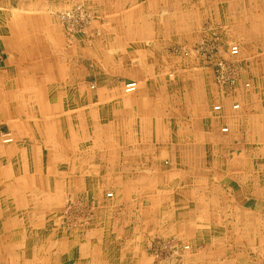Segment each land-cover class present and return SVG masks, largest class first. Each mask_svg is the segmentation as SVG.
I'll list each match as a JSON object with an SVG mask.
<instances>
[{
  "label": "crops",
  "instance_id": "crops-1",
  "mask_svg": "<svg viewBox=\"0 0 264 264\" xmlns=\"http://www.w3.org/2000/svg\"><path fill=\"white\" fill-rule=\"evenodd\" d=\"M54 1L87 32L0 19V264H264V0ZM204 38L238 46L236 93L174 52ZM160 239L190 249L157 261Z\"/></svg>",
  "mask_w": 264,
  "mask_h": 264
},
{
  "label": "built area",
  "instance_id": "built-area-1",
  "mask_svg": "<svg viewBox=\"0 0 264 264\" xmlns=\"http://www.w3.org/2000/svg\"><path fill=\"white\" fill-rule=\"evenodd\" d=\"M60 22L65 28V32L69 38H73L78 33H86L90 25L94 20L93 14L84 5H75L74 7L61 10L57 14ZM198 55L201 61L205 64H211L214 71V78L216 83L225 87L236 88L239 82L238 68L234 60H229L224 56H221L219 52L218 44L212 41V39L205 38L198 45ZM230 51L235 53L238 51L237 45L230 46ZM187 54V51H185ZM250 83H245L244 87L248 88ZM138 88V82L130 81L124 86L126 93H132ZM221 105H216L215 110L220 111ZM234 109L239 108V104L233 105ZM222 132H228L227 126L222 127ZM14 140L11 133H5L3 135V141L10 143ZM109 193L108 196H111ZM73 205L66 207L64 215L68 219L73 213ZM190 249L189 245L179 246L173 239L157 240L151 245L150 253L155 260H163L171 256L179 255L184 251Z\"/></svg>",
  "mask_w": 264,
  "mask_h": 264
},
{
  "label": "rangeland",
  "instance_id": "rangeland-1",
  "mask_svg": "<svg viewBox=\"0 0 264 264\" xmlns=\"http://www.w3.org/2000/svg\"><path fill=\"white\" fill-rule=\"evenodd\" d=\"M34 2H33L34 4H29L28 5V3H26V4L24 3L23 5L18 6V4L16 2H13L12 0H0V14L2 16V18H0V19H3L4 23H6L7 22L6 18H8L9 14L11 13V15L13 14L14 17L19 18V20H20V21H18L15 18L16 27L17 26L18 27L21 26V27H24V28H26V27L27 28H31L32 27V22H33V24H38L36 26H39V27L42 26L43 27L44 26V24L42 22L43 20H40V19H42L41 17H44V18L46 17V19H48V25L50 26L49 28H55L54 25L55 24H58V22H57L58 20H56L57 18L55 17V15L58 14V12L55 11L56 10V5H55L56 2L54 0H44V1L43 0H37V1H34ZM7 23H9V22H7ZM63 30H64V33H65L66 38L68 40H72V38H69L68 35L66 34L65 28H63ZM204 39H202V40H204ZM202 40H200L197 43V45L193 48L192 51L187 50V49H183V48H176L174 50V52L181 53L184 56H188L191 52H193L195 54V56H196V59L199 60V61H201V58L198 55V52H197L198 50L197 49H198L199 43ZM212 41H214L215 43L218 44V47L220 49L219 52L221 53V56H224V51L221 48V45H220V43L218 41V38H214V39H212ZM185 51H187V54H185ZM229 51H230V47H229ZM19 53H20L19 54L20 56L24 55L22 53V51L21 52L19 51ZM12 54L14 55V53H12ZM234 54H236V53H234ZM234 54L232 53L230 55L236 56L237 59H235L234 57H230L228 59L235 61V64L237 65V68H238V75H239V81H240L241 76H242L241 75L242 67L239 64V60H242V58L240 57V55H238V53L236 55H234ZM11 58H14V57H11ZM12 63H16V65H17L16 68L18 69V72H20L19 74L23 75V73L26 70V69L24 70V65L26 64V61L23 58L18 59V60H16L14 58V60H13ZM203 64H205V63L203 62ZM205 65H208V66L212 67L211 64H205ZM31 72H32V69L29 71V74H31ZM4 75L6 77L7 75H10V73H5ZM245 83H247V82H245ZM214 84H216L219 87V89L221 88L220 91L222 90V93L224 95H226V96H228L230 94L229 93L230 91H233V93H236L239 90L238 89V85L234 89L232 87H225V86L219 85L218 83H216V81L214 82ZM238 84H239V82H238ZM249 87L248 88H245V89H249ZM251 87H252V85H251ZM256 87H258V85ZM254 89H255V86L252 89H250V90H244V91H249L250 92V91H253ZM4 90L5 89H4V86H3L1 88V90H0V92L2 93ZM8 90H10L9 86H7V91ZM16 90L17 89L13 88L12 91L15 92ZM21 91L23 92V90H21ZM233 93H232V95H233ZM12 102H13V100L11 101V100L1 99V101H0V112H1V110H2V112H4L5 107H7ZM17 102H24V101H20L19 100ZM25 102L30 103L29 100L28 101H25ZM235 110H237V109H235ZM213 111H214L215 114L221 115L223 113V111H224V108H222V110H220V111H217V110L213 109ZM230 112L234 113L232 110ZM10 125L11 124L6 123L3 120H0V147H2V148L3 147H10V146H12L16 142L15 134L11 131V128H10V127L13 128L14 125L13 126H10ZM5 133H11V135L14 136L13 137L14 140L12 142H10V143L4 142L3 141V135ZM223 133H226V132H223ZM23 183H24V181H23ZM2 186H3V182L0 181V187H2ZM2 199H3V197H2ZM62 215H64V213H62ZM59 216H61V214Z\"/></svg>",
  "mask_w": 264,
  "mask_h": 264
},
{
  "label": "bare ground",
  "instance_id": "bare-ground-1",
  "mask_svg": "<svg viewBox=\"0 0 264 264\" xmlns=\"http://www.w3.org/2000/svg\"><path fill=\"white\" fill-rule=\"evenodd\" d=\"M37 232H39V231H37Z\"/></svg>",
  "mask_w": 264,
  "mask_h": 264
}]
</instances>
